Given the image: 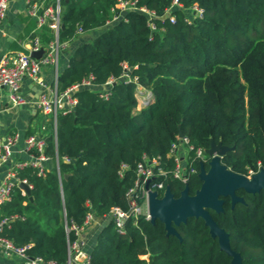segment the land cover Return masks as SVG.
Returning a JSON list of instances; mask_svg holds the SVG:
<instances>
[{
	"label": "trees",
	"instance_id": "trees-1",
	"mask_svg": "<svg viewBox=\"0 0 264 264\" xmlns=\"http://www.w3.org/2000/svg\"><path fill=\"white\" fill-rule=\"evenodd\" d=\"M60 2L59 42L76 40L78 28L97 33L72 50L58 72L57 90L89 76L95 86L75 92L74 110L59 114L55 129L52 120L45 123L43 152L51 165L44 174L32 165L15 169L16 179L31 185L32 199L19 186L12 189L0 205V221L8 220L1 236L26 247L28 257L65 264L68 241L75 238L66 225L82 224L88 211L102 220L114 206L127 210L126 192L140 162L157 160L165 174L156 172L155 181L175 197L185 186L189 195L200 188V167L207 169L211 157L204 152L198 158L195 151L212 141L231 148L221 158L230 171L248 176L264 169V0H178L182 7L173 0H136L154 13V28L138 10L105 27L117 0ZM193 5L202 9L201 17L191 14ZM28 26L35 27L34 21ZM35 35L44 46L53 40L47 25ZM124 65L152 93L141 108L134 84L122 80L109 87L107 99L100 96L97 87L118 79ZM179 132L192 146L186 183L173 176L169 153ZM236 194L242 202L224 197L223 210L210 214L241 264H264V191ZM124 229L119 234L108 221L88 249L92 264L231 261L201 218L175 226L179 237L141 215L129 217Z\"/></svg>",
	"mask_w": 264,
	"mask_h": 264
},
{
	"label": "built area",
	"instance_id": "built-area-1",
	"mask_svg": "<svg viewBox=\"0 0 264 264\" xmlns=\"http://www.w3.org/2000/svg\"><path fill=\"white\" fill-rule=\"evenodd\" d=\"M60 1L61 0H50V2L49 0H27V13L35 18L37 26L47 25L49 27L53 35L52 41L44 46L41 44L39 38L35 36L27 52L16 51L13 53L3 54L0 57V87H5L9 90L8 98L12 107L22 105L26 102V99L22 97L19 92L20 83L23 78L27 77L39 85L44 86L45 84L40 77L42 67L45 65H51L55 68L56 73L53 81V93H42L35 99L37 108L48 118V120H52L54 129L56 126L57 116L59 114H65L74 110L77 103V98L74 95L75 92L79 88L95 86L91 82L92 76H89L81 82L72 84L63 91L57 90V67L59 54L62 46L67 43L59 42L58 40L61 25ZM9 2L10 0H0V23L6 16ZM173 5L182 7L178 0H173ZM116 10L117 11L112 9L113 16L106 22L105 27L117 22L121 18H124L127 12L138 10L148 15V24L151 28H154V24L152 22L154 13L145 6H138L136 0H117ZM189 10L193 16H202L203 11L197 5H193ZM167 13L168 16H170V10H168ZM173 19V17L170 18L171 21H173ZM80 34H83V32L81 28H78L77 36ZM40 48L44 49L43 54L39 58L32 57L31 52L38 51ZM130 71L131 68L124 65V72L118 79L110 78L103 85L97 87L100 91V96L107 99L110 93L109 87L117 81L122 80L124 83L134 84L138 108H141L150 102L152 99L151 91L144 88L138 82V78L130 74ZM14 141V136H8L5 139H0V165L7 160ZM182 146L185 147V153H183V149L180 148ZM43 148L44 139L42 138V135L27 137L25 140V151L31 156V160L20 163L18 168H22L26 165H32L37 168L39 175H43L45 172L43 163L49 160L44 154ZM189 149H192V146L189 145L188 139L184 136L180 137L178 135V142L171 145L169 152L170 155L174 156L175 160L173 176L175 178H179L183 183H186V155ZM35 151L37 154L33 153ZM204 152V150L196 149L195 154L198 158L202 159L204 158ZM125 167V165H122V168ZM155 168H157L156 171ZM162 168L163 167H161L159 162L155 159L148 162L145 160L137 164L135 168L136 179L134 185L126 192L128 209L123 210L119 206H114L109 211L107 217H105L109 222L113 223L119 234H124V225L129 217L136 218L141 215L145 219L150 220L149 192H157L158 197L161 198L166 189L162 182L155 181L157 174H165V171ZM122 170L119 171L120 175H122ZM251 174L252 172L250 175ZM20 182L28 184L24 179H16L15 170H10L5 174L2 182L0 183V205L10 199L12 189L15 186H18ZM28 186L31 188V185L28 184ZM158 190H162L161 195H159ZM94 219L95 216L93 212L88 211L82 224L77 225L75 223H70L69 225H66V231L68 233L73 231L75 238L72 241H68V257L65 264H92L90 262L89 251L86 248V242L83 238H81V234ZM7 225L8 220H1L0 232L3 230L4 226ZM0 245H2L7 251L20 257L23 260L21 264H55L53 261H45L40 257H28L25 253L26 247L16 246L11 240L1 235Z\"/></svg>",
	"mask_w": 264,
	"mask_h": 264
},
{
	"label": "crops",
	"instance_id": "crops-1",
	"mask_svg": "<svg viewBox=\"0 0 264 264\" xmlns=\"http://www.w3.org/2000/svg\"><path fill=\"white\" fill-rule=\"evenodd\" d=\"M27 8V0H10L6 16L0 23V57L3 54L16 51L27 52L32 44L33 35L41 32L43 26H37L35 18L27 13ZM30 20L34 21L35 27L28 31ZM76 38L62 46L57 74L67 67L72 50L81 43L92 39L87 33L80 34ZM55 73V68L51 65L42 67L40 77L44 86L27 77L23 78L19 92L26 102L16 107L11 106L8 98L9 90L0 87V139H5L8 136L15 137L7 160L0 165V183L8 171L15 170L20 163L31 160V156L25 151V140L29 136L43 135L45 123L48 121V118L37 108L35 99L42 93H53ZM43 165L48 169L51 161L47 160ZM107 223V218L100 220L95 217L85 228L81 238L85 240L87 249L94 245L98 232ZM22 262L20 257L0 245V264H21Z\"/></svg>",
	"mask_w": 264,
	"mask_h": 264
},
{
	"label": "water",
	"instance_id": "water-1",
	"mask_svg": "<svg viewBox=\"0 0 264 264\" xmlns=\"http://www.w3.org/2000/svg\"><path fill=\"white\" fill-rule=\"evenodd\" d=\"M63 24L60 28H63ZM44 52L43 48L31 52V56L39 58ZM182 137V133L179 132ZM230 147L220 143L211 142L205 153L211 157L208 168L200 167L198 176L202 181L200 188L194 195H189L185 186L178 197H175L168 188L161 198L157 192H149L150 221H161L167 234L179 237L175 229L180 223L186 222L190 217L201 218L208 227L211 237L216 238L220 250L231 257L230 264H241L240 255L230 248L229 236L220 228L210 214V210L221 212L224 197H230L231 203L242 202V198L236 194L238 189L248 193L264 191V169L252 173L250 176L237 174L221 164L222 156L230 150ZM67 177V175H65ZM30 196L28 184L20 182L18 185Z\"/></svg>",
	"mask_w": 264,
	"mask_h": 264
},
{
	"label": "rangeland",
	"instance_id": "rangeland-1",
	"mask_svg": "<svg viewBox=\"0 0 264 264\" xmlns=\"http://www.w3.org/2000/svg\"><path fill=\"white\" fill-rule=\"evenodd\" d=\"M96 33H97L96 31H90V32H88L87 34H88L89 37H93ZM180 148L183 149V153H185V147L182 146V147H180ZM181 152H182V151H181ZM181 152H180V153H181Z\"/></svg>",
	"mask_w": 264,
	"mask_h": 264
}]
</instances>
